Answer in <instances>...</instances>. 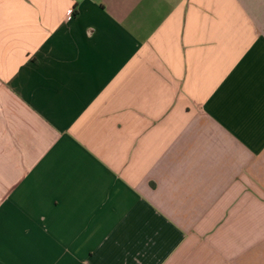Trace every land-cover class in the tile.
Returning a JSON list of instances; mask_svg holds the SVG:
<instances>
[{
  "label": "crops",
  "instance_id": "1",
  "mask_svg": "<svg viewBox=\"0 0 264 264\" xmlns=\"http://www.w3.org/2000/svg\"><path fill=\"white\" fill-rule=\"evenodd\" d=\"M0 264H264V0H0Z\"/></svg>",
  "mask_w": 264,
  "mask_h": 264
}]
</instances>
